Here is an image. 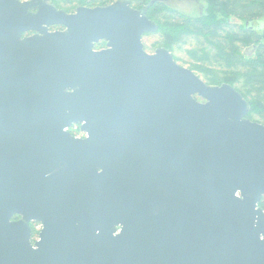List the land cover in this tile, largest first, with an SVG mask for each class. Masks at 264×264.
<instances>
[{"label":"water","instance_id":"95a60500","mask_svg":"<svg viewBox=\"0 0 264 264\" xmlns=\"http://www.w3.org/2000/svg\"><path fill=\"white\" fill-rule=\"evenodd\" d=\"M146 11L0 0V264H264V125Z\"/></svg>","mask_w":264,"mask_h":264},{"label":"trees","instance_id":"16d2710c","mask_svg":"<svg viewBox=\"0 0 264 264\" xmlns=\"http://www.w3.org/2000/svg\"><path fill=\"white\" fill-rule=\"evenodd\" d=\"M58 1L65 11H73L116 0ZM128 1L133 8L147 6V17L157 25L142 36H156L150 44L143 43L144 49L164 47L177 62L182 52L189 60L187 68L209 85H232L249 103L246 117L264 125V0H206L207 12L198 16L180 13L162 0Z\"/></svg>","mask_w":264,"mask_h":264},{"label":"rangeland","instance_id":"374dc122","mask_svg":"<svg viewBox=\"0 0 264 264\" xmlns=\"http://www.w3.org/2000/svg\"><path fill=\"white\" fill-rule=\"evenodd\" d=\"M51 1L55 4H57L59 7H61L60 2L58 0H51ZM163 4H165L168 7L176 9L180 13L190 15V16L203 15V14H206V12L208 10V3L206 0H169V1H163ZM61 8H63V7H61ZM262 20L264 21V16H263ZM155 38H156L155 35L143 37L142 42L146 43V44H150ZM145 50L147 52H153L154 51V50H149V49H145ZM177 56L180 58V61H178V62L176 61V62L182 66L188 67L186 62L189 60L187 59L186 55L183 54L182 52H179ZM215 69H217V68H215ZM195 74H197L202 80L205 79L201 74H199V73H195ZM210 84H212V83H210ZM216 85H218V84H216ZM200 99L201 98H198V100H200ZM256 116H257V114L253 113V117L255 118ZM72 131H74L79 136H82V134H83L79 130L77 131V129L74 130V128H72Z\"/></svg>","mask_w":264,"mask_h":264},{"label":"flooded vegetation","instance_id":"af4514ba","mask_svg":"<svg viewBox=\"0 0 264 264\" xmlns=\"http://www.w3.org/2000/svg\"><path fill=\"white\" fill-rule=\"evenodd\" d=\"M48 3H51L53 4L57 9H61V10H64L63 8L59 7L57 4L53 3L51 0H47ZM113 3V2H112ZM109 5V4H108ZM107 6V5H105ZM78 7H81V6H78ZM76 7L73 11H65L66 13H74L76 11V9L78 8ZM85 7V6H84ZM89 8H93V7H89ZM32 12H35L36 9H31ZM65 27L62 26V25H54V24H51L48 26L47 30L48 31H62L64 30ZM35 32L33 31H29V32H26L24 35H32L34 34ZM107 47V42L104 41V40H99L98 42H95L94 45H93V49L94 50H101V49H104ZM198 99V97H196ZM199 101H203L202 99H200ZM72 128H74V130L78 129L81 133H83L81 130H80V124H72L71 126H69L67 128V131L69 133L73 132L75 133L74 131H72ZM72 134V133H71ZM73 136H76V137H84L85 136V133L82 134V136H79L77 135L76 133L75 134H72ZM256 208H259L261 209V211L264 213V194L261 196L260 200L257 202L256 204ZM21 216L18 215V214H14L12 215L11 217V221H16L20 218ZM28 226L30 227L31 229V233H30V242L31 244H33L35 241L39 240V233L42 229V224L40 222H36V221H31L28 223ZM119 231V228L117 229V232ZM116 232V233H117ZM262 238V236H260Z\"/></svg>","mask_w":264,"mask_h":264}]
</instances>
